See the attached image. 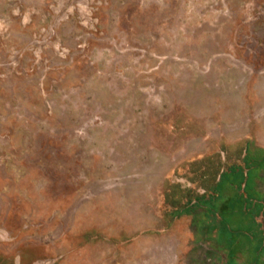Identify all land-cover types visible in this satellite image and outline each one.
I'll list each match as a JSON object with an SVG mask.
<instances>
[{"label":"rangeland","instance_id":"1","mask_svg":"<svg viewBox=\"0 0 264 264\" xmlns=\"http://www.w3.org/2000/svg\"><path fill=\"white\" fill-rule=\"evenodd\" d=\"M176 184L201 197L172 214ZM22 254L264 264V0H0V259Z\"/></svg>","mask_w":264,"mask_h":264},{"label":"trees","instance_id":"2","mask_svg":"<svg viewBox=\"0 0 264 264\" xmlns=\"http://www.w3.org/2000/svg\"><path fill=\"white\" fill-rule=\"evenodd\" d=\"M216 170L213 171V173H215ZM230 176H233L234 178H229ZM209 184L206 183L205 186L207 187H212L215 186L216 190H221L224 183H225V187H227L228 184L232 185V184H242L243 179H242V174H240L239 172H234L232 175L231 174H225V178H219L218 180H216V178H208ZM204 186V185H203ZM183 190L182 186H179V184H176L173 186V197L170 199V197L168 198L167 195V200L170 202V205L174 206V209L172 210V214L175 213L176 211H179V208H183L185 206V203L197 199L199 200V198L201 197V195L194 193H191V190ZM186 197L187 198V202L183 203V198ZM231 204L228 207L226 205L225 207V214L228 213L227 211L230 210L232 213H240V210L242 208V197L235 195V199H231ZM239 211V212H238ZM30 258H26V256L24 254H22L20 256V261L22 264H31V260H29ZM12 260V264L15 263V258L14 256L11 258ZM0 264H5L4 262H1L0 259Z\"/></svg>","mask_w":264,"mask_h":264}]
</instances>
